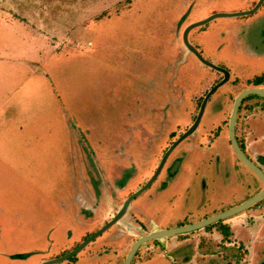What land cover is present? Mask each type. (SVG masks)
<instances>
[{"label":"rangeland","instance_id":"rangeland-1","mask_svg":"<svg viewBox=\"0 0 264 264\" xmlns=\"http://www.w3.org/2000/svg\"><path fill=\"white\" fill-rule=\"evenodd\" d=\"M256 2L0 0V221L8 224L0 232V264L50 259L77 244H66L71 219L56 200L76 187L74 177H81L80 165L90 157L93 165L106 166V177L119 173L125 185L99 187L82 212L98 229L112 217L193 122L206 91L222 77L186 49L185 26ZM25 21L55 38L54 45L46 35L32 34ZM189 38L232 75L210 97L195 133L169 154L167 163L182 158L172 179L165 185L156 181L134 199L164 228L234 207L260 185L232 147L228 120L237 93L264 74V3L255 13L194 27ZM262 104L255 109L264 118ZM133 204L118 223L54 264H122L135 239L155 228ZM259 211L252 206L241 212L237 217L244 225L232 221L233 230L247 239V228H258L248 248L232 236L225 242L216 234L218 242H212L199 229L148 241L131 264H259L262 218L249 219L253 224L246 219ZM87 226L79 224L73 235ZM27 246L40 250L26 252ZM10 248L16 261L9 258Z\"/></svg>","mask_w":264,"mask_h":264},{"label":"water","instance_id":"water-1","mask_svg":"<svg viewBox=\"0 0 264 264\" xmlns=\"http://www.w3.org/2000/svg\"><path fill=\"white\" fill-rule=\"evenodd\" d=\"M264 0H258L254 6H252L249 9L241 10V11H232V12H215L212 13L209 16H206L204 18H201L199 20L193 21L185 26V28L182 31V42L186 49L191 52L201 63L204 65L210 67L211 69H214L215 71H218L222 74V77L219 81H217L212 87H210L205 95L202 98L201 104L199 106L197 115L193 122L187 127V129L181 133L167 148L166 152L164 153L162 159L160 160L158 167L151 178L148 179L143 185L135 189L133 192H131L122 202V204L119 206V208L116 210V212L112 215V217L104 223L99 229L85 237L76 247L71 249L70 251L59 255L57 257H53L50 259H46L41 261L38 264H54L61 261H64L66 259H69L70 257L77 254L79 251L82 250L84 246H86L89 242L94 240L97 236L101 235L104 231H106L108 228H110L112 225L118 223L123 216L126 214L128 209L131 206V202L133 199H135L137 196H139L142 192H144L146 189H148L152 183L154 182L157 175L162 170L163 165L165 164L169 154L177 147L178 144H180L185 138L190 136L191 134L195 133L196 129L198 128L201 118L203 116L205 107L211 97V95L222 85H224L229 77H230V71L221 66L216 64L215 62L207 59L201 52L196 48V46L190 41L189 39V32L191 29L197 26L204 25L211 20L218 18V17H233V16H239V15H246L251 14L255 12L260 5L262 4ZM249 95H260L264 97V86H252L249 88H245L237 93V95L234 98L232 109L229 115L228 120V130H229V137L232 144V147L238 156V158L246 165L248 166L263 182V187L258 191L255 195L251 196L249 199L243 201L242 203L231 207L229 209L223 210L221 212L215 213L213 215H210L208 217H205L199 221H195L192 223L177 225L174 227H166V228H156L152 229L151 231L140 235L136 238V240L132 243L129 251L127 252L124 261L122 264H131V261L136 254L138 248L142 246L143 244L147 243L151 240H162L165 237L190 232L193 230H197L203 227H206L208 225H211L213 223H216L218 221H221L231 215H234L240 211H243L252 205L256 204L260 200L264 199V171L263 169L255 163L244 151V149L241 147V145L238 142L237 136H236V122L238 118V113L240 110V107L242 105V102L246 97Z\"/></svg>","mask_w":264,"mask_h":264},{"label":"crops","instance_id":"crops-1","mask_svg":"<svg viewBox=\"0 0 264 264\" xmlns=\"http://www.w3.org/2000/svg\"><path fill=\"white\" fill-rule=\"evenodd\" d=\"M258 1V0H257ZM264 3V1L262 2V4ZM262 4L260 5V7L262 6ZM255 5V4H254ZM253 5V6H254ZM259 7V8H260ZM258 8V9H259ZM257 9V10H258ZM256 10V11H257ZM255 11V12H256ZM253 12V13H255ZM252 14V13H251ZM11 16H15L13 13L11 14ZM10 16V17H11ZM21 18V17H19ZM23 18V17H22ZM214 20V19H213ZM212 21V20H211ZM25 24H26V28L28 30H30L32 32V34L34 35H39V36H44L46 35L48 38V42L50 41V44L52 42H54V39L51 35L47 34L45 31H43L41 28L39 27H36L34 24H31L29 22H26L25 21ZM44 39V38H43ZM190 39V38H189ZM191 41V40H190ZM49 44V43H48ZM51 45H54L53 43ZM195 45V44H194ZM196 46V45H195ZM196 48L198 49V47L196 46ZM199 50V49H198ZM201 52V51H200ZM202 53V52H201ZM25 62V61H23ZM210 68V67H209ZM214 70V69H213ZM218 72V71H217ZM231 72H230V76H231ZM261 76H263V81L259 84H254L253 86H264V74H262ZM221 79V78H220ZM219 79V80H220ZM218 80V81H219ZM214 85V84H213ZM212 85V86H213ZM211 86V87H212ZM223 86V85H222ZM221 86V87H222ZM220 88V87H219ZM218 88V89H219ZM217 89V90H218ZM216 90V91H217ZM207 92V91H206ZM215 93V92H214ZM213 93V94H214ZM212 94V95H213ZM211 95V96H212ZM209 102V101H208ZM248 102V104L246 105V108L242 111L243 112V116L241 117H238L237 118V122H236V136H237V139H238V142L239 144L241 145V147L244 149V151L246 152V154L256 163V159H258V164L259 166L263 169L264 171V164L260 161H262V155H264V131H263V125L264 124V118H263V115H261L262 112H260L259 110L255 109V107H261V105H263L262 103L264 102V97L263 96H260V95H257L255 97H251L249 99H247L246 103ZM248 110V111H247ZM262 110V109H260ZM250 111V112H249ZM241 112V113H242ZM140 117V115H139ZM138 119V118H137ZM140 119V118H139ZM142 122V121H141ZM238 125V126H237ZM36 129L38 130L39 128L36 126ZM36 131V130H35ZM192 135V134H191ZM79 153V152H78ZM91 160H89V162H82V165H80V172L78 171V168L77 166L78 165H73L74 166V174L75 176L77 175L78 176V172L79 174L81 175V177H79L78 179H76L74 177V183L76 184L74 187L75 188H72L71 190L67 191L65 194L63 193L60 197V199L56 200L58 206H60V208L62 209V211L65 213L67 212V216L69 215V218L71 219V222L70 223H67L66 224V227H68V230H71V233H72V236L67 239L66 241V244H70V243H75L77 242L78 244V241L79 243L84 239V237L95 231L96 229H98L97 226V223H92V222H87V217H86V214H84L82 212V207L83 208H87V200L91 199V197L95 196L94 193L92 192V186L90 185V175H89V168H87V165H93V162H92V158L90 157ZM242 162V161H241ZM76 163V162H75ZM243 163V162H242ZM244 164V163H243ZM101 166V165H100ZM103 168H104V172H103V176L105 178H108L106 177L105 175V170H106V166L105 165H102ZM248 167V166H247ZM249 168V167H248ZM250 169V168H249ZM113 170V168H112ZM251 170V169H250ZM252 171V170H251ZM253 172V171H252ZM112 177L111 178H115L117 176H119V173H114L111 174ZM258 177V176H257ZM259 178V177H258ZM260 180V185L257 187L256 186V190L255 192L253 193L254 195L260 191V189H262L263 187V182L261 181V179L259 178ZM143 182V181H142ZM139 183V185H141V183ZM155 183V182H154ZM152 183V184H154ZM109 185V184H108ZM124 187V186H123ZM147 190V189H146ZM145 190V191H146ZM143 193V192H142ZM141 193V194H142ZM252 194V196H253ZM136 199V198H135ZM134 201V204H133V208L134 207H137L138 206V213H140V216L142 215V213H145L148 215L147 212H145V207L144 206H140L139 204H135V200L133 199L132 202ZM131 202V204H132ZM252 206H259L261 207V212L259 211V214H255V213H250V215H246L247 216V221L249 222V219H251L253 221L254 217H256V219L258 218H262V222L263 223V227L264 228V199L260 200L259 202H257L256 204L252 205ZM251 206V207H252ZM67 210V211H65ZM241 212H244L243 211H240L234 215H231L221 221H218V222H222L223 224L227 225L228 227V231H229V235H225L224 233H222V230L221 228L218 226V222L216 223H213L211 225H208V227H203V228H200L204 231H202V234L203 236H205L207 238V240L211 239L212 242H218L217 239H216V234L222 238V240H225V242L227 241V239L229 237H234L236 239H239V241H242L241 243H245L246 244V247L248 244H250V238H251V234L252 235H255L257 233V230L258 228H254L253 226H250L248 227L247 231L249 232V238L247 239V237H244L241 236L239 233L235 232L233 230V224H232V221H237V222H240L242 225H244L242 219H239L237 216H239L240 214H242ZM218 213V212H217ZM215 214V213H214ZM212 215V214H211ZM207 216H204L203 218H205ZM203 218H199L197 220H194V221H184V222H181L180 224H187V223H192V222H195V221H199ZM147 219H150L152 220V222H154V229L156 228H164L163 226H161L159 223H156L155 220L150 216L148 215V218ZM82 223H87L89 226L87 227H81L79 229V233L78 234H74L73 235V229L77 228V226H79V224H82ZM75 224H77V226H75ZM249 224H253V222H249ZM8 224L3 221L1 219L0 221V232H2L4 230L5 227H7ZM75 226V227H74ZM96 228H95V227ZM94 227V228H93ZM247 227V226H246ZM209 228H214V231L213 232H210V231H207ZM12 230V228H10ZM223 229V228H222ZM199 230V229H197ZM5 231V230H4ZM191 232V231H190ZM3 233V232H2ZM187 233V232H186ZM255 233V234H254ZM181 234H184V233H181ZM178 235V234H176ZM77 236V237H76ZM172 236V235H171ZM215 236V238H214ZM75 237V238H74ZM211 242V241H210ZM90 243V242H89ZM75 244V245H77ZM75 245L73 247H75ZM73 247H71L73 249ZM19 248V247H18ZM28 248V249H27ZM27 248H22V249H26L27 251L26 252H29L31 249L37 251V250H40L38 249V247H33V246H27ZM64 248H68L67 246H64ZM63 248V249H64ZM1 249V248H0ZM11 250H7L8 253H9V258L10 260L13 258L15 259L16 261V258L13 257V255L16 253V252H13L12 248H10ZM70 249V248H69ZM83 249V248H82ZM1 251V250H0ZM2 253V251L0 252ZM64 253V252H62ZM61 253V254H62ZM61 254H53L51 256H56V255H61ZM12 257V258H11ZM49 257V256H47ZM45 257L44 255L42 256L41 259H39V261H34L30 264H38L40 263L41 261L45 260ZM184 259L186 260V257H184ZM248 261V259H247ZM206 262V261H205ZM205 264V263H203ZM247 264V263H246Z\"/></svg>","mask_w":264,"mask_h":264},{"label":"flooded vegetation","instance_id":"flooded-vegetation-1","mask_svg":"<svg viewBox=\"0 0 264 264\" xmlns=\"http://www.w3.org/2000/svg\"><path fill=\"white\" fill-rule=\"evenodd\" d=\"M92 162H93V164L95 163L94 161H92ZM166 163H167V161L163 165L162 170L157 175V177L155 178L154 182H156L158 180H161L163 185L167 184V182H169V180L172 179V175L175 174L178 171V169L180 167V164L182 163V158L181 157H176L175 159H173L172 161L167 163L168 165H166ZM157 167H158V165H155V167L153 168V170L151 171L149 176L146 179H144V181L141 183V185H143L146 181H148L149 178L152 177V175L156 171ZM87 168H89V175H90V178H89L90 182L89 183L92 186L91 188L94 191V192L92 191L94 194H95V191L96 192L99 191L98 190L99 187H102L104 185L112 184V185H117V186H120V187H123L125 185V182L122 181L123 179L119 178L120 175L115 177V178H105L103 176L104 168H103L102 165L101 166L100 165H87ZM141 185H139V187ZM206 227H208V226H206ZM209 229H211V228H209ZM261 233H264V228H262ZM90 234L91 233L87 234L85 237H87ZM78 244H79V242H78ZM77 245H75V247ZM247 248H248V246H247ZM64 253H62V254H64ZM259 262H260L259 264H264V260H261Z\"/></svg>","mask_w":264,"mask_h":264},{"label":"trees","instance_id":"trees-1","mask_svg":"<svg viewBox=\"0 0 264 264\" xmlns=\"http://www.w3.org/2000/svg\"><path fill=\"white\" fill-rule=\"evenodd\" d=\"M219 79H220V78L216 79L215 83H216ZM255 80H256V84H259V83H261V82L263 81V76H259V77H257ZM215 83H214V84H215ZM255 96H257V95H249L248 97H246V98L244 99V101H246L247 99H249V98H251V97H255ZM200 100H201V99H200ZM201 101H202V100H201ZM218 226L221 228L222 233H224L226 236L229 235V231H228V227H227V225L223 224L222 222H218ZM222 228H223V229H222ZM18 256H20V255H18Z\"/></svg>","mask_w":264,"mask_h":264}]
</instances>
